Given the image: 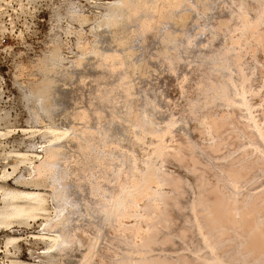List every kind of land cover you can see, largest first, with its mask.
<instances>
[{"label": "rangeland", "instance_id": "374dc122", "mask_svg": "<svg viewBox=\"0 0 264 264\" xmlns=\"http://www.w3.org/2000/svg\"><path fill=\"white\" fill-rule=\"evenodd\" d=\"M113 1L114 0H0V206L3 190L31 191L33 189L30 186H22V182L30 181L35 178V172L32 167L38 165V163L44 159L43 150L53 145L50 142L47 143L49 138L42 135L44 133L43 131L47 130V128L52 125H56L60 128L68 129L67 138L73 137V135L74 137L80 136L77 138V143L74 147L64 148L62 154L59 155V158L63 161L69 160L70 162V169L69 171L66 170L68 179L65 181V183L68 184L65 186V192L68 195L67 205L71 206L73 204V207L80 206L79 210H84L83 203L81 202L83 194L78 186L81 185L82 182H85L87 185L86 194L94 200L102 198L96 201L101 202L102 200L104 202L103 209L109 214L104 221L98 219L94 222L95 224L76 222L74 227L76 232H74V234L77 239V245L71 256L73 260L62 261L64 262L62 264H152L151 262L155 257H158L160 260L164 258V260L161 261L166 264H182L183 262V264H207L209 262V264H226L228 261L227 264H264V221H262L264 220V194H262L264 193V175H262V172L264 174V171H262L264 170V168H262L264 165L261 163L262 161L264 163V156L260 155L262 149L259 148V150L255 152L257 155L253 154V156L250 155V158L248 157L249 154L253 152L254 148L251 144V136L253 135L251 134L252 129L250 123L247 121L244 108L241 106L239 108L238 105L234 104L238 100V97H236L238 95L236 89L240 87V83L242 82L243 85L241 84L242 86L240 88H243L247 92L246 96L248 95V98L246 97V101L248 102L247 105L251 108V115L253 114L257 122H264V44L262 43L264 39V0H231V4L229 3L230 0L229 2L228 0H224V2L223 0H218L220 3L217 1L218 3H216V6H218V9L216 10H218V12L220 11L221 15L220 13L217 15L215 11L217 17H213L215 20L212 19L213 21H211V25L218 24L217 27L216 25L211 27V30L212 28L213 30L217 28L216 31L213 32L208 29L209 26L207 28L202 26L203 15L200 14V20H195L189 24L191 27L188 26L189 32L185 33V36L177 29L176 31L170 32L169 28L164 25V22L167 21L165 15L157 18L158 13H153V8L159 7L162 3L161 0H146V7L130 21L129 27H126V32L129 35L128 48L132 58L137 54H142V57H136L134 62H130L131 66L135 65V71L133 73H131V66L129 67L128 63L124 62L123 66H121L117 60L114 61L115 64L113 61L103 62L95 58L92 54L93 52H91L98 49L101 53L105 54L117 53V46L113 41V37L118 33L114 34L105 27H98L102 21V14L105 12V5ZM184 1L187 2V0ZM228 5L230 7H228ZM246 5L247 7H245ZM205 8L206 6H204V9ZM237 8L240 9L238 10ZM201 10L202 12L199 13H203V8H201ZM206 11L205 15L207 13ZM245 15L246 17L248 16V19L241 18L242 16L245 17ZM219 17H222L221 19L224 17L222 21L220 20L222 23L219 21ZM175 20L176 19L172 21L174 22ZM143 22L150 26L148 30L145 29L146 25L142 24ZM180 22L184 24L186 18L183 17ZM213 22L217 23L213 24ZM194 23L195 25L193 26ZM227 26H229V28ZM252 26H255V29ZM202 27L205 28L204 30L206 32L208 31V34L210 32L209 36L208 34L206 35ZM195 29L196 31H194ZM201 31H204V34L201 33ZM194 32L196 33L194 34ZM164 33H169V39H185L186 37L188 41H184L183 43L186 52L182 49L185 53L180 51V54L176 47H171V45L175 46V43L170 44L165 42V40L162 39ZM200 34H203V36ZM155 36H157V38L151 40V38ZM207 36L212 40H210L211 43L208 41L209 38ZM196 41L199 43L201 42V44L196 43ZM203 41H205V43ZM207 44H209L208 48H206ZM196 45H198V47H195ZM204 46H206V51L205 49L204 51L200 50L201 47L204 48ZM192 48L196 52H194ZM197 49L202 53L200 51L201 54L199 52L197 53ZM215 49H219V52H217V50L215 51ZM214 51L215 53L223 54H220V57H218L219 54H217V56ZM145 54L148 55V58L145 57ZM195 54L200 56V59H198L199 61L202 60L203 62V59L205 61L207 58L206 61L208 60L213 66L211 64L207 65L208 63L206 64V61L203 63L201 61L199 62L197 56L195 58L193 57L195 59L193 62L191 55L195 56ZM223 55L226 56L223 57ZM189 56L192 59H190ZM222 57L225 62H222L220 66L221 61H223L221 60ZM225 59H228L227 61L230 62L228 63ZM235 59H237V61ZM196 60L202 63L203 66L202 64H197ZM234 60L235 62H233ZM195 61L196 64H194ZM213 61H216L217 66ZM225 63L226 65L224 66L223 64ZM227 63L232 64L230 66H234L233 69L235 68L236 70L231 69L232 67L230 68L229 65L227 66ZM204 64L208 67H204ZM222 66L224 68L227 66V71L224 68V70H222ZM209 67L210 70H208ZM217 68L221 70L218 69V71H216ZM228 68H230V70ZM205 72L209 74L207 75ZM204 74L206 75L204 76ZM231 76L234 77L232 80L230 79ZM228 80L230 82L234 81L231 83L232 86L238 83L235 84V86H237L236 89L233 88L236 90H233L234 93L232 87L230 88L229 86L231 84H229L230 82H228ZM27 90L42 93L47 96L48 103L44 104V106L47 109L50 108L48 115L45 116L44 114L33 111L32 104L24 101L22 95ZM235 92L237 94H235ZM145 93H147L149 97L146 100V104L142 101V94L145 95ZM229 98L231 99V103L227 100ZM232 102L238 107L232 105ZM240 102L239 98L237 104ZM100 107L102 108L100 109ZM145 110H150L151 112L148 111L149 113L147 112V115ZM144 113L146 114L144 115L146 119L142 116ZM33 114L38 115V121L34 119ZM111 117H113L114 120ZM235 117H238V119L235 120ZM107 118L108 120L105 121L112 120L113 123L117 125V128L114 126L116 128L114 129V133L117 132L115 136L109 134V136L105 135L103 131L96 126ZM115 118L118 123L120 122V127L117 122H115ZM143 120L149 122L147 123ZM146 123L154 130H148L149 126L147 128ZM166 124L168 126H166ZM244 125L247 127L245 128ZM69 129L72 131L70 132ZM155 130H157L158 133ZM163 131L169 132L168 135ZM245 133L246 135L244 136L243 134ZM150 134H153V137H150ZM160 134L165 137L162 135L160 136ZM138 135L141 136L140 139H138ZM249 135L251 136L249 137ZM103 136L108 139H105ZM158 139L159 141L163 139V142H158ZM159 146L162 148H159ZM234 148H237V152L235 151L236 153L233 150ZM157 149H160V151ZM162 149H166V151L163 150V152L161 151ZM229 151H232V153L234 152L233 154H236L239 158L242 154L245 155L247 152V156L245 155L247 159L244 161L246 163L248 160L249 165L246 163L250 167L247 166L249 168L248 170L256 167L251 166L260 159V164L259 162H257L258 164H254L259 166L257 170L253 168L251 171H258L255 173L257 176L261 174V177L258 176V179L253 172L255 177H253V175L252 177L255 179H252L250 177L251 173H249L248 170L245 171L247 168L245 170L243 169V164L242 170L238 169L241 168L238 166L244 158L241 157L242 160L240 158L241 161H238V157H235L236 155L230 156ZM165 154L168 155V157L172 155L170 156V161L165 159ZM180 155L183 159L179 158ZM34 156H37L38 159ZM189 157L191 159V164L190 161H188ZM172 159L173 161H171ZM178 159L181 161H176ZM184 160L188 162V166H191L189 169L190 171L193 169V160H195L194 168L196 166L195 164L201 161L203 164H207V168H205L206 164L205 167L200 165L202 163L197 165V168L203 166V169H198L200 171V175L198 174L199 172L197 173L198 177H200L199 180L194 179L195 176H197L195 173L198 170L196 169L195 172V169H193L195 173L186 170L188 166H186L187 164H185L186 162ZM228 160L230 163H228ZM253 161L254 163L251 165ZM172 162H174V164H171ZM181 162L184 163V165H180L179 163ZM246 164L244 165L246 166ZM226 165H229V169L233 168L229 175L232 174V171H235V169H237V172L244 171L246 174L248 172L250 175L244 173L240 175V173L237 174L236 171L233 172L234 174L236 173V175L232 174L233 177L230 175V178L232 177L234 179V176H236L234 180L237 181L235 185H233V181H231L233 179L228 180V175V177H225L226 173L223 169L226 170L228 168ZM148 166H151V168L153 167L152 170H156L158 176H155L157 177L160 176V173L166 172L165 175H170L168 179H171V176L174 178H176L175 176L178 178L181 176L179 178L181 182L176 178V180L174 179L173 182L171 181L169 183L170 179H164L167 178V176L163 173L161 176L164 177V182H161L162 178L160 179L157 177L159 182L154 179V177L152 178L153 182L155 180L154 184L152 181L143 182V177L147 175L145 171ZM182 166L187 168L184 169ZM214 166H216V168ZM71 167L76 171L73 172ZM204 168L207 169V171L204 170ZM259 168L261 170H259ZM229 169L226 170L227 174L230 172L228 171ZM259 171L262 172L259 173ZM201 172H203V177L201 176ZM141 174L144 175L142 176ZM242 174H244V176ZM148 175L144 179H147ZM245 175L247 178L249 177L253 180L254 184L252 187H250L252 183L250 182V184L247 182ZM183 176H185V178L187 177V180L185 178L183 180ZM191 176V182L193 183L194 179L197 187L194 185L195 183L193 185L190 184L189 179ZM240 176L242 177L240 178ZM239 178L241 179V182L239 180L240 184L238 182ZM15 180H19V183ZM166 180L168 182L165 183ZM242 180L247 183V185H245ZM182 181L183 183L187 181L189 183L181 184ZM223 181H225V183ZM50 182L51 180L48 179V181H46L47 185L43 187L40 186L41 188L39 187V189H37L38 187H34L36 188L35 190L43 193L45 196V207L48 210L46 215L36 213L22 219H11L8 221V226L0 227V264H10V262L15 259L23 261L26 264H49L47 263L46 254L42 253L47 246V242L40 239L39 236L42 233H50L46 230V220L49 224L55 223V201L53 198H50L52 191ZM156 182L158 184L161 182L162 184L160 183L158 185ZM226 182H231L232 184L229 183L230 186H228L227 183L226 187ZM174 183L179 184V186L183 185L184 189L181 187L182 194H185L183 201L180 200L182 198H179L182 196L180 193L181 190L177 188V185L175 188L173 186L175 185ZM219 183H222L221 187L223 188L220 187ZM236 183L239 185L237 184L238 186H236ZM248 184L250 185L249 187ZM137 185H142L141 187L145 185L144 190L139 186L136 187ZM185 185H187V189ZM214 185L218 188H214ZM234 186L237 190L235 193L232 192V195L231 191H235ZM130 187H132V189H130ZM137 188H140V190ZM227 188H230L231 191ZM135 189H137L138 192ZM171 189L174 192L176 189H179L176 191L177 196L174 192H171ZM213 189L219 192L218 196H222L223 200L219 198L221 202H226L224 205L225 207L227 206V208L224 209L227 211H224L223 206V213L221 211V214H219L220 210H218V206L220 205L218 204L222 206L223 203H220V200L216 198L218 196H215V194L214 200L210 198V195H213L211 194ZM124 190L127 194L131 195L129 196L131 198L128 197V202L125 201L126 203L122 205L124 207L121 206V209H116L114 207L116 196L117 198L118 196L121 198L122 195L126 194ZM132 190L133 193L131 192ZM222 190H226V193L224 191L222 192ZM145 191H147V193ZM209 191L210 194H208ZM150 192L153 193L151 194ZM228 192H230L233 197ZM178 193L179 195L181 194L179 197ZM186 193L188 194L186 195ZM212 193H214V191ZM222 193L225 195V198L221 195ZM227 193L230 196L226 195ZM258 193L262 196L260 197L259 195L263 200L262 202L258 197ZM150 194L151 196H149ZM249 194H253L251 195L252 197H246ZM167 195L170 196L168 197ZM234 195H236V198ZM201 196L209 199V202L208 199H206L207 201L205 200L206 205ZM255 196H257V199L259 198L258 201L254 199ZM230 197L232 198L229 199ZM227 198L231 201H228ZM198 199L203 200L198 201ZM250 199L255 201L251 202ZM167 200L168 202L165 203ZM212 201H217L216 203L218 206ZM191 202L193 205L190 204ZM246 202L249 206L245 204ZM260 202L263 205L260 204ZM200 203H202V205ZM210 204L217 207V211H213L214 208L212 207L211 209ZM240 204L245 205L242 207ZM163 205L166 206L164 207ZM178 205L182 207L181 210L178 209ZM259 205L261 206L258 210ZM172 206L173 208L176 206V209L179 211L176 212L177 210L174 208L173 212L172 209H170ZM167 208H169L170 211ZM239 208L243 210L239 211ZM183 210L185 212H183ZM211 211H213L214 214L211 213ZM215 211L219 212L216 214ZM232 211L236 213L234 214ZM169 212H171V214H169ZM199 212L202 214L200 213L199 215ZM225 212L227 214L229 213L228 216L230 217L228 218L231 219L229 222L228 219H226L227 221H223L225 223L227 222L226 224L223 222L221 223L224 217L227 218V215L222 217ZM215 214L217 217L214 216ZM218 214L221 219L218 217ZM241 214H243L242 216H244V218L241 217ZM194 215L195 218H193ZM199 216L201 218H199ZM253 218H255V220L257 219L259 223ZM232 220H234V222H230ZM195 221L196 224H194ZM243 221L245 224H242V226L246 227H241ZM260 222L261 225H259ZM228 223H232L236 227ZM44 227L45 230L43 229ZM154 228L156 230H154ZM195 229H197V232ZM164 230H166V232ZM148 236L153 237L154 240L153 238L152 240H148ZM145 238L148 240V242L146 240L148 246L144 243ZM149 242L153 244L150 245ZM215 243H217V245ZM250 243L252 245L260 244V246L257 248V245L254 247ZM194 246L196 247L194 248ZM139 248H141V250ZM163 252L166 254H163ZM159 254H161V256ZM160 260L155 263L158 264V262H161ZM53 262V264H61L59 262ZM163 262H161V264H163ZM155 263L153 261V264Z\"/></svg>", "mask_w": 264, "mask_h": 264}, {"label": "bare ground", "instance_id": "6f19581e", "mask_svg": "<svg viewBox=\"0 0 264 264\" xmlns=\"http://www.w3.org/2000/svg\"><path fill=\"white\" fill-rule=\"evenodd\" d=\"M162 1V3L159 5V7H155V8H153V10H154V14L155 13H158V17L157 18H160V17H163V15H165V17H166V22H164V25H166L168 28H169V31L171 32V31H176V29L179 31V32H182L183 34H184V36H185V33H188L189 31H188V26H190L189 24L191 23V22H194L195 20H200V18H199V16H200V14H202L203 15V21H202V26H204L205 28H207L208 26H209V28L208 29H210L211 30V27H213L214 25H216V24H214V23H219V21L221 20H223L224 19V17H223V19H221L220 17L218 18L219 19V21L217 20V22H213V24L214 25H211V21H213L212 19H214L215 20V18H213V17H217L216 16V13H217V15H219L218 13H220V11L218 12V10H216V9H218L217 7L218 6H216V3H218L219 1L218 0H187V2H185L184 0H161ZM218 1V2H217ZM220 1H222V0H220ZM223 2H224V0H223ZM228 2H229V0H228ZM159 3H160V1H159ZM220 3V2H219ZM230 4H231V0H230V2H229ZM246 3H248V2H246ZM201 4H203V5H201ZM223 4V3H222ZM228 4V3H227ZM245 5V4H244ZM204 6H206V8L204 9ZM146 7V0H114L113 2H111V3H107L106 5H105V12H104V14H102V21L100 22V24H99V26L98 27H105V28H107L111 33H114V34H116V33H118L116 36H114L113 37V41L116 43V46H117V53H110V54H105V53H101L98 49L97 50H95V51H91V52H93L92 54L95 56V58H98V59H100V60H102L103 62H110V61H113V63L115 64V62L114 61H118V63L121 65V66H123V64H124V62H126V63H128L129 64V67L131 66L130 65V62L132 63V62H134L135 61V58L136 57H142V54H137L136 56H133V58H132V56H131V53H130V50H129V48H128V43H129V35H128V33L126 32V27L128 26L129 27V25H130V21L131 20H133V18H135L137 15H138V13L139 12H141L144 8ZM228 7H230L229 5H228ZM240 7V6H239ZM245 7H247V5L245 6ZM201 8H203V13H199V12H202V10H201ZM242 8V7H241ZM238 10L240 9V8H237ZM248 9V8H247ZM207 10V11H206ZM225 10V9H224ZM236 10V9H235ZM246 10V9H245ZM205 11L208 13H206V15H205ZM215 11H216V13H215ZM231 12V11H230ZM229 12V13H230ZM248 12H249V10H248ZM214 13H215V15H214ZM242 13V12H241ZM231 14V13H230ZM243 14V13H242ZM247 14V13H246ZM202 15H201V18H202ZM214 15V16H213ZM220 15H221V13H220ZM222 15H223V13H222ZM183 17H185L186 18V22H184V24H183V22H180V20L183 18ZM236 17V16H235ZM177 18H178V20H177ZM238 18V17H237ZM241 18H246V19H248V16L246 17V15H245V17H241ZM250 18V17H249ZM174 19H176L174 22L172 21V20H174ZM245 20V19H244ZM220 21V22H221ZM196 23V22H195ZM195 23L193 24V26L195 25ZM222 23V22H221ZM246 23V22H245ZM252 23V22H251ZM258 23V22H257ZM142 24H145L146 26H145V29L146 30H148L149 29V25L147 24V23H145V22H143ZM199 24V23H198ZM163 25V26H164ZM196 25H197V23H196ZM220 25V24H219ZM223 25H224V23H223ZM223 25H222V27H223ZM250 25V24H249ZM218 26V24L216 25V27ZM243 26V25H242ZM172 27V28H171ZM191 27V26H190ZM226 27V26H225ZM228 28H229V26H227ZM244 27V26H243ZM253 27V26H252ZM255 27V26H254ZM253 27V28H254ZM192 28H194V27H192ZM203 28V27H202ZM205 28H203V30L205 29ZM215 28V27H214ZM245 28H246V26H245ZM217 29V28H216ZM216 29L215 30H213V28H212V30L211 31H213V32H215L216 31ZM218 29H220V28H218ZM244 29V28H243ZM255 29V28H254ZM192 30V29H191ZM190 30V31H191ZM248 30V29H247ZM252 30V29H251ZM259 30V29H258ZM194 31H196V29L194 30ZM205 31V30H204ZM203 31V32H204ZM253 31V30H252ZM168 32V31H167ZM169 32V33H170ZM202 31H201V33H203ZM206 32V31H205ZM212 32V33H213ZM248 32V31H247ZM264 32V31H263ZM169 33H164V36H162V39H164L165 40V42H168V43H170V44H173V43H175L176 45L175 46H172L171 45V47L173 48V47H176L177 48V51H182V53L185 51L184 49V45H183V43H184V41L185 42H187L188 41V39L185 37V39H183V38H177V39H169ZM196 32H194V34H195ZM245 33V32H244ZM199 34V33H198ZM204 34V33H203ZM203 34H200V35H202L203 36ZM208 34V31L206 32V35ZM209 34H210V32H209ZM209 34H208V36H209ZM158 36V35H157ZM157 36H155V37H152L151 38V40H153V39H156L157 38ZM189 36H191V35H189ZM207 36V37H208ZM256 36H257V34H256ZM260 36V35H259ZM211 37V36H210ZM214 37V36H213ZM243 37V36H242ZM209 38V37H208ZM239 38V37H238ZM168 39V40H167ZM195 40H197V39H195ZM207 40V39H206ZM205 40V41H206ZM210 38L208 39V41L210 42ZM235 40V39H234ZM264 40V39H263ZM263 40H262V43L264 44V42H263ZM175 41V42H174ZM205 41H203L204 43H205ZM212 41V40H211ZM238 41V40H237ZM236 41V42H237ZM242 41V40H241ZM203 42H202V46H203ZM208 42V43H209ZM244 42V41H243ZM180 43V44H179ZM196 43H198V44H201V42L199 43V42H197L196 41ZM211 43V42H210ZM240 43V42H239ZM191 44V43H190ZM236 44H238V43H236ZM183 45V46H182ZM208 45L209 44H207V47L206 46H204V48L203 47H201V49L200 50H203L204 51V49H205V47L206 48H208ZM211 45V44H210ZM254 46V45H253ZM149 47H150V43H149ZM148 47V48H149ZM195 47H198V45H196ZM200 47V46H199ZM214 47V46H213ZM212 47V48H213ZM203 48V49H202ZM215 48V47H214ZM213 48V49H214ZM217 48V47H216ZM239 48V47H238ZM184 51H183V50ZM196 49V48H195ZM199 49V48H198ZM197 49V50H198ZM192 50H193V48H192ZM200 50H198L197 51V53L200 51ZM217 49H215V51H216ZM219 50V49H218ZM217 50V52H219ZM194 51V50H193ZM205 51H206V49H205ZM215 51H214V53H215ZM236 51V50H235ZM248 51V50H247ZM104 52V51H103ZM186 52V51H185ZM184 52V53H185ZM189 52V51H188ZM187 52V53H188ZM194 52H196V51H194ZM201 52V51H200ZM199 52V53H200ZM221 52V51H220ZM190 53H193V52H190ZM202 53V52H201ZM200 53V54H201ZM212 53V52H211ZM212 53L213 55H217V54H219V53ZM180 54H181V52H180ZM211 54V55H212ZM220 54H223V53H220ZM220 54H219V56L218 57H220ZM179 55V54H178ZM190 55V54H189ZM203 55V54H202ZM227 55V54H226ZM225 55V56H226ZM233 55V54H232ZM186 56V55H185ZM197 55L195 54V56L194 55H191V57L193 58H195ZM204 56V55H203ZM208 56V55H207ZM206 56V57H207ZM216 56V57H217ZM222 56V55H221ZM224 55H223V57H225ZM234 56V55H233ZM145 57H147L148 58V55L147 54H145ZM181 57V56H180ZM182 57L184 58V56H183V54H182ZM187 57H188V55H187ZM190 56H189V58L190 59H192ZM199 57V58H198ZM209 57V56H208ZM221 58V60H223L224 58ZM192 59L193 60V62H194V60L195 59ZM202 58V57H201ZM204 58V57H203ZM213 58V57H212ZM232 58V57H231ZM188 59V58H187ZM198 59H200V56H197V60ZM207 59V58H206ZM206 59H205V61H206ZM209 60H212L211 58H208ZM229 59V58H228ZM228 59H225L226 61L228 60ZM191 60V61H192ZM196 60V61H197ZM216 60V59H215ZM230 60V59H229ZM236 61H237V59H235ZM235 60L233 61V62H235ZM196 61H195V63L194 64H196ZM199 61V60H198ZM197 61V64H202L203 62H205L204 61V59H203V62H202V60H200L202 63H199ZM242 61V60H241ZM214 62V61H213ZM222 62H225L224 60L223 61H221V64H220V66L222 65ZM228 62V61H227ZM230 62V61H229ZM228 62V63H229ZM208 63V64H207ZM214 63H216V61L214 62ZM227 63V66L229 65V67L231 68L232 66H230V65H232V64H228ZM242 63V62H241ZM244 63V62H243ZM206 64L207 65H209V64H211V63H209L208 62V60L206 61ZM117 65V64H116ZM115 65V66H116ZM133 65V64H132ZM212 65V64H211ZM224 66L226 65V63L225 64H223ZM119 66V65H118ZM120 66V67H121ZM135 65H133V66H131L130 67V70H131V73H133L134 71H135V67H134ZM198 66V65H197ZM196 66V67H197ZM202 66H203V64H202ZM201 66V67H202ZM206 65L204 64V67H205ZM213 66V65H212ZM215 66V65H214ZM216 66H217V63H216ZM227 66L224 68L223 66H222V70H224V69H226L227 68ZM119 67V68H120ZM206 67H208V66H206ZM234 67V66H233ZM233 67L231 68V69H233ZM112 68V67H111ZM117 68V67H116ZM203 68V67H202ZM221 68V67H220ZM220 68H217L216 69V71H218V69H220ZM224 68V69H223ZM230 68H228L229 70H230ZM243 68V67H242ZM263 68V67H262ZM235 69V68H234ZM233 69V70H234ZM204 70L206 71V69L204 68ZM208 70H210V67L208 68ZM212 71L214 70V69H211ZM221 70V69H220ZM229 70H228V72H229ZM236 70V69H235ZM199 71V70H198ZM215 71V70H214ZM226 71H227V69H226ZM232 71V70H231ZM239 71V70H238ZM253 71V70H252ZM256 71V70H255ZM201 72V71H200ZM220 72V71H219ZM236 72V71H235ZM204 73V72H203ZM206 73V72H205ZM220 73H222V72H220ZM247 73H248V71H247ZM252 73V72H251ZM259 73V72H258ZM207 74V73H206ZM206 74H204V76L206 75ZM209 74V73H208ZM207 74V75H208ZM236 74V73H235ZM211 75V74H210ZM244 75V74H243ZM246 75V74H245ZM255 75V74H254ZM203 76V77H204ZM226 76V75H225ZM234 76H236V75H234ZM240 76V75H239ZM261 76V75H260ZM208 77V76H207ZM212 77V76H211ZM215 78V77H214ZM230 78V77H229ZM232 78H234L233 76H231V80H232ZM248 78V77H247ZM250 78V77H249ZM207 79V78H206ZM212 79V78H211ZM236 79V78H235ZM242 79V78H241ZM253 79V78H252ZM214 80V79H213ZM212 80V81H213ZM216 80V79H215ZM234 80V79H233ZM237 80V79H236ZM236 80H234V81H236ZM246 80V79H245ZM263 80V79H262ZM220 81V80H219ZM233 81V82H234ZM242 81V80H241ZM201 82H203V81H201ZM206 82V81H205ZM204 82V83H205ZM217 82V81H216ZM221 82V81H220ZM228 82H230L229 80H228ZM232 81L229 83V84H231V83H233ZM240 82V81H239ZM247 82V81H246ZM222 83V82H221ZM263 83V82H262ZM206 84V83H205ZM210 84V83H209ZM224 84V83H223ZM235 84H238V83H235ZM235 84L232 86V84L231 85H229L230 86V88L232 87V91L233 90H235L236 89V87L237 86H235ZM242 84V82L240 83V87L243 85H241ZM245 84V83H244ZM249 84V83H248ZM220 85V84H219ZM202 86H203V84H202ZM210 86V85H209ZM221 86V85H220ZM235 86V87H234ZM254 86V85H253ZM240 87H237V92H238V95L236 96V97H238V100H239V98H240V103L239 104H237V102H238V100H237V102L236 103H234V104H236V105H238L239 106V108H240V106L241 107H243L244 108V110L246 111V115H247V121L250 123V127H251V129H252V133L251 134H253L254 135V138H255V140H254V138H253V135L251 136V135H249V137L251 136L252 138V140H251V144L253 145V152L252 153H248L249 154V158H250V155L251 156H253V154L255 155L256 153L255 152H257L258 150H259V148H261L262 149V152H260V155L261 156H264V122L263 123H259V122H257L254 118V116H253V114L251 115V113H250V111H251V108L247 105V101H246V97L248 96H246V94H247V92L243 89V88H240ZM205 88V87H204ZM218 88V87H217ZM216 88V89H217ZM223 88V87H222ZM227 88H228V86H227ZM233 88H235V89H233ZM248 88V87H247ZM262 88V87H261ZM260 88V89H261ZM43 89H46V88H43ZM224 89V88H223ZM253 89V88H252ZM259 89V88H258ZM47 90V89H46ZM215 90V89H214ZM218 90V89H217ZM235 90V91H236ZM209 91V90H208ZM208 91H206V92H208ZM253 91H255V90H253ZM205 92V93H206ZM215 92V91H214ZM222 92V91H221ZM227 92V91H226ZM251 92H252V90H251ZM204 93V92H203ZM233 93H234V91H233ZM250 93V92H249ZM257 93V92H256ZM235 94H237L236 92H235ZM23 99H24V101L26 102V103H31L32 104V110L33 111H36V112H38V113H41V114H44L45 116L46 115H48V113L50 112L49 111V109H47L45 106H44V104H46V103H48V99H47V96H45L44 94H42V93H37V92H33V91H30V90H27V91H25L24 93H23ZM207 96H208V94H207ZM214 96H215V94H214ZM213 96V97H214ZM235 96V95H234ZM252 96V95H251ZM251 96H250V98H251ZM205 97H206V95H205ZM224 97V96H223ZM228 97V96H227ZM226 97V98H227ZM259 97V96H258ZM147 98H149L148 97V94L147 93H145V95L144 94H142V101H144V103L146 104V100H147ZM217 98V97H216ZM233 98V97H232ZM248 98V97H247ZM249 98V99H250ZM261 98V97H260ZM206 99V98H205ZM264 99V98H263ZM228 100V102H230V98L229 99H227ZM234 100V99H233ZM232 100V101H233ZM252 100V99H251ZM209 101V100H208ZM228 102H227V104H228ZM233 102H235V101H233ZM233 102H232V105H234L233 104ZM250 102V101H249ZM231 103V102H230ZM229 103V104H230ZM206 104V103H205ZM256 104V103H255ZM236 105H234V106H236ZM251 105V104H250ZM254 105V104H253ZM261 105V104H260ZM233 106V107H234ZM238 106H236V107H238ZM263 106V105H262ZM102 107H100V109H101ZM261 108V107H260ZM253 109V108H252ZM264 109V108H263ZM104 110V109H103ZM233 110V109H232ZM256 110V109H255ZM146 111V110H145ZM148 111H150V110H147L146 111V114H147V112ZM151 112V111H150ZM241 112V111H240ZM103 113V112H102ZM149 113V112H148ZM242 113H244V112H242ZM35 114H37V113H35ZM35 114H33V117H34V119L35 120H37L38 121V115H35ZM99 114V113H98ZM145 113L142 115L143 116V118L144 119H146V116L144 117V115H146ZM226 114V113H225ZM238 114V113H237ZM148 115V114H147ZM234 115V114H233ZM259 115V114H258ZM261 115V114H260ZM238 116V115H237ZM241 116V115H240ZM253 116V117H252ZM229 117V116H228ZM257 117V116H256ZM104 118H106V117H104ZM112 119H113V117H111ZM111 118H109V119H111ZM210 118V117H209ZM221 118V117H220ZM231 118V117H230ZM240 118H242V117H240ZM219 119V118H218ZM238 119V117L236 118L235 117V120H237ZM244 119V118H243ZM263 119V118H262ZM261 119V120H262ZM105 120H108V118L107 119H104L101 123H97L98 125H96L98 128H100V130H102L103 131V133L105 134V135H107V136H109V135H116L117 134V132H115L114 133V129H116L117 127V125H115L114 123H113V121L112 120H109V121H105ZM114 120V119H113ZM118 120V119H117ZM233 120V119H232ZM232 120H230V121H232ZM246 120V119H245ZM144 121V120H143ZM216 121V120H215ZM259 121V120H258ZM115 122H117L116 121V118H115ZM144 122H147V120L146 121H144ZM149 122V121H148ZM147 122V123H148ZM217 122H219V121H217ZM227 122H228V120H227ZM237 122V121H236ZM240 122V121H239ZM146 123V124H147ZM151 123V122H150ZM209 123V122H208ZM245 123H246V121H245ZM248 123V124H249ZM117 124H118V126L120 127L121 126V124H120V122L118 123L117 122ZM145 124V125H146ZM172 124V123H171ZM228 124H230V123H228ZM234 124H236V123H234ZM239 124V123H238ZM241 124V123H240ZM153 125V124H152ZM173 125H174V123H173ZM172 125V126H173ZM221 125H222V123H221ZM231 125H232V123H231ZM243 125V124H242ZM241 125V126H242ZM46 126V125H45ZM116 128H115V127ZM148 126H149V128H148ZM166 126H168L167 124H166ZM171 126V127H172ZM210 126H211V124H210ZM209 126V127H210ZM225 126V125H224ZM238 126V125H237ZM240 126V125H239ZM245 126V128L247 127L246 125H244ZM48 127V126H47ZM88 127V126H87ZM221 127H223V126H221ZM249 127V126H248ZM70 128V127H69ZM82 128V127H81ZM147 128H148V130L149 129H151L152 131L154 130L150 125H148L147 124ZM173 128V127H172ZM214 128V127H213ZM220 128V127H219ZM239 128V127H238ZM244 128V129H245ZM83 129V128H82ZM88 129V128H87ZM170 129V128H169ZM203 129V128H202ZM240 129V128H239ZM238 129V130H239ZM243 129V130H244ZM68 130V129H67ZM67 130L66 129H63V128H60V127H58V126H54V125H52V126H50V127H48L47 128V130H45V131H43L44 133L42 134L43 136H45V137H48L49 138V140H48V142L47 143H52L53 145L52 146H49V147H47V148H45V150H43L44 151V159L43 160H41L39 163H38V165H36V166H33L32 168H33V170H34V172H35V178L34 179H32V180H30V181H24V182H22V186H30V187H32L33 189L31 190V191H16V190H14V191H11V190H3L2 191V198H1V206H0V227L1 226H8L9 225V223H8V221L9 220H11V219H22V218H24V217H29V216H32V215H34V214H38V213H40V214H43V215H46L47 213H48V210H47V208L45 207V196H44V194L43 193H40V192H38L37 190H35L37 187V189H39V187L40 186H45V185H47V183H46V181H48V179H50L51 180V182H50V185H51V187H52V191H51V195H50V198H53V200L55 201V205H54V211H55V214H56V217H55V223H50L49 224V222L46 220V225H44V226H46L47 227V231L48 232H50V233H47L46 232V234H41L40 236H39V238L40 239H42V240H44V241H46L47 242V246H46V248L42 251V253L43 254H46V257H47V263H51V264H53L54 262L53 261H55V262H59V263H64V262H62V261H65V260H73V257L71 258V256L73 255V252H74V249H75V246L77 245V239L75 238V234H74V232H76L75 231V224H76V222H79V223H82V222H85V223H89V224H95L94 222H96L98 219L100 220H105L106 219V217H107V215H109L104 209H103V201L101 200V202H97V201H99L100 199H102V198H98V199H96V200H94V199H92L89 195H87L86 193V188H87V185H86V183L85 182H82L81 183V185H79L78 186V188L80 189V191H81V193L83 194L82 195V200H81V202L83 203V207H84V210H82V211H80L79 209H80V206H75V207H73V204L71 205V206H69V205H67V200H68V198H67V194H66V192H65V186H66V184L67 183H65V181L68 179V177H67V175L68 174H66L67 173V171H69V169H70V162H69V160H65V161H63L62 159H60L59 158V155L60 154H62V151H63V149L64 148H69V147H74L75 145H76V143H77V138H79V137H74V133L72 134L73 135V137H70V138H67L68 137V135H67ZM74 130V129H73ZM76 130V129H75ZM88 130H90V129H88ZM96 130V129H95ZM94 130V131H95ZM148 130H146L147 132H149ZM208 130V129H207ZM241 130V129H240ZM247 130V129H246ZM36 131V130H35ZM69 131H70V129H69ZM72 131V130H71ZM70 131V132H71ZM78 131V130H77ZM155 131H157V130H155ZM92 132V131H91ZM164 132V131H163ZM243 132V131H242ZM250 132V131H249ZM85 133H86V131H85ZM102 133V134H103ZM157 133H158V131H157ZM164 133H167L166 131L164 132ZM169 133V132H168ZM168 133H167V135H168ZM244 133V132H243ZM248 133V132H247ZM109 134V135H108ZM146 134V133H145ZM104 135V136H105ZM122 135V134H121ZM144 135V134H143ZM148 135V134H147ZM146 135V136H147ZM151 135V134H150ZM149 135V136H150ZM155 135V134H154ZM162 134H160V136H161ZM165 135V134H164ZM214 135V134H213ZM244 136L246 135V133L245 134H243ZM103 136V137H104ZM106 136V137H107ZM159 136V138L161 139V137ZM163 136V135H162ZM240 136V135H239ZM138 137V139H140V137L141 136H137ZM150 137H153V134L150 136ZM156 137H157V135H156ZM155 137V138H156ZM163 137H165V136H163ZM212 137V136H211ZM215 137H217V136H215ZM248 137V136H247ZM105 138V137H104ZM239 138V137H238ZM245 138V137H244ZM105 139H108V138H105ZM152 139H154V138H152ZM242 139V138H241ZM163 140V139H162ZM161 140V141H162ZM245 140V139H244ZM247 140V139H246ZM248 140H249V138H248ZM247 140V141H248ZM161 141H159V139H158V142H161ZM225 141V140H224ZM250 141V140H249ZM163 142V141H162ZM218 143H219V141H218ZM249 144V143H248ZM248 144H247V146H248ZM157 145V144H156ZM163 145V144H162ZM220 145V144H219ZM238 145V144H237ZM231 146V145H230ZM233 146V145H232ZM161 146H159V148H160ZM235 147V146H234ZM158 148V147H157ZM162 148V147H161ZM229 148V147H228ZM231 148V147H230ZM249 148H250V145H249ZM217 149V148H216ZM238 149H239V147H238ZM157 150H159L160 151V149H157ZM163 150H165L166 151V149H162L161 151H163ZM168 150V149H167ZM220 150V149H219ZM231 150V149H230ZM234 150V152L236 151L237 152V148L235 149H233ZM155 151V150H154ZM158 151V152H159ZM175 151V150H174ZM246 151V150H245ZM248 151V150H247ZM261 151V150H260ZM157 152V153H158ZM164 152V151H163ZM233 152V153H234ZM235 152V153H236ZM239 152V151H238ZM241 152V151H240ZM155 153H156V151H155ZM175 153V152H174ZM198 153V152H197ZM203 153V152H202ZM211 154H213L212 152H210ZM210 153H207V154H210ZM216 153V152H215ZM232 153V151L230 152L229 151V154H230V156H234V155H236V154H233ZM160 154V153H159ZM163 154V153H162ZM167 154V153H166ZM165 154V155H166ZM169 154V153H168ZM228 154V153H227ZM228 154V155H229ZM240 154H242V153H240ZM240 154H238V155H240ZM244 154H245V152H244ZM195 155V154H194ZM199 155V154H198ZM198 155H196V156H198ZM202 155V154H201ZM203 155H204V153H203ZM225 155V154H224ZM246 156H247V152H246V154H245ZM245 155H241V157L242 158H244L243 159V161L242 162H244V163H242L241 162V164H239V163H237V164H239V166L238 167H241V168H238V167H236V168H238V169H241L242 170V168H243V166H244V170L245 171H247L250 167L248 166L249 165V163H248V160L246 161V163H248V165L245 163V159H247V158H245ZM257 155V154H256ZM21 156H23V155H21ZM167 157H168V155H166ZM165 156V159L167 160H169V159H171V157L170 156H172V155H169V157L167 158ZM176 156V155H175ZM184 156V155H183ZM225 156H227V155H225ZM225 156H223V157H225ZM244 156V157H243ZM34 157H36L37 158V156H34ZM182 156L180 155L179 156V158H181ZM192 157V156H191ZM235 157H238V161H241L242 160V158H241V160H240V158H239V156H235ZM256 157V156H255ZM254 157V158H255ZM259 157V156H258ZM172 158H174V157H172ZM177 158V157H176ZM197 158V157H196ZM195 158V159H196ZM202 158V157H201ZM211 158V157H210ZM226 158V157H225ZM230 158V157H229ZM264 158V157H263ZM262 158V159H263ZM38 159V158H37ZM181 159H183V158H181ZM212 159V158H211ZM227 159H228V157H227ZM232 159V158H231ZM237 159V158H236ZM236 159H234V160H236ZM256 159H257V157H256ZM255 159V160H256ZM164 160V159H163ZM254 160V159H253ZM258 160V159H257ZM165 161V160H164ZM170 161V160H169ZM171 161H173V159L171 160ZM176 161H181V160H176ZM185 161V160H184ZM188 161H190V164H191V159H190V157H189V159H188ZM195 160H193V164H192V167H193V169H195L194 171L196 172V169L198 170L199 168H202L203 166L205 167V164H203L202 163V161L201 162H199L200 161V159H199V163H202V164H200V165H203V166H200L199 168H197V165L199 164H195L196 166H195V168H194V162ZM211 161V160H210ZM231 161V160H230ZM238 161H235V162H238ZM252 161V160H251ZM259 161H260V159H259ZM259 161H256V163L257 162H259ZM178 162H176V163H178ZM186 163L185 164H187L186 166H188V162L187 161H185ZM207 162V161H206ZM220 162V161H219ZM218 162V163H219ZM227 162V161H226ZM235 162H233V163H235ZM250 162V161H249ZM175 163V164H176ZM222 163V162H221ZM220 163V164H221ZM228 163H230L229 162V160H228ZM252 163H254V161L253 162H251V165H252ZM256 163H254V164H256ZM263 165H264V163H263V161L261 162ZM171 164H174V162H172ZM180 165L181 164H183L184 165V163H179ZM179 164H176V165H179ZM208 164H209V161H208ZM210 164H212V163H210ZM242 164H243V166H242ZM244 164H246V166L244 165ZM250 165L251 167H253V166H256V167H253V168H255L256 170H257V167H259V166H257V165ZM258 164V163H257ZM259 164H260V162H259ZM261 164V165H262ZM149 165V164H148ZM213 165H215V164H213ZM217 165V164H216ZM241 165V166H240ZM261 165H260V168H261ZM60 168H59V167ZM209 166H211V165H209ZM218 166V165H217ZM225 166V165H224ZM227 166V165H226ZM229 166V165H228ZM227 166V167H228ZM234 166V165H233ZM232 166V167H233ZM249 168H248V167ZM183 167V166H182ZM190 167L191 166H188V169H186L185 167H183L184 169H186V170H188V171H190L189 169H190ZM215 168H216V166H214ZM226 167V168H227ZM231 167V168H232ZM147 168V170L145 171V172H147V173H145V174H149L148 175V178L147 179H144V178H146V176L147 175H145V177H143V182H147V181H152V178L154 177V179H156L157 181H158V179L157 178H162L161 179V182H164V179H168V177L170 176V175H165V173L166 172H162L165 176H167V178H164L163 176H161L162 175V173H160L159 171V173H160V176L159 177H157L158 175V173H156V170H155V172H154V170H152L153 169V167L151 168V166L149 167H146ZM205 168H207V164H206V167ZM204 168V170H206L207 171V169H205ZM208 168H210V167H208ZM223 168V167H222ZM230 167H228L227 169H229ZM253 168H251L250 170H248V172L249 173H251V178L252 179H255V178H253V177H255L254 175H253V172L255 173L256 171H254L253 170V172L251 171ZM259 168V170H261ZM262 168H264V167H262ZM193 169L191 170L192 172H193ZM203 169V168H202ZM226 169V170H227ZM233 169V168H232ZM232 169H229L228 171H230V172H228V174H227V172H226V170H224L223 169V171L226 173V175H225V177L227 176L228 177V180H230V179H233L232 177H233V175H236V173L234 174L233 172H235L237 169H235V167H234V169H235V171H232V174H230V175H232V177L230 178V175H229V173H231V170ZM67 170V171H66ZM71 170L74 172V171H76V170H73V168L71 167ZM200 170V169H199ZM197 171L196 173L195 172H193V173H195V174H197L198 172V174L200 175V171ZM204 170H202V171H204ZM143 171V172H144ZM190 171V172H191ZM251 171V172H250ZM262 171H264V170H262ZM262 171H259V173L260 172H262ZM142 172V173H143ZM237 172V171H236ZM247 172V174H249ZM258 172V171H257ZM256 172V173H257ZM69 173V172H68ZM154 173H156V174H154ZM240 173V175H241V173H244V174H246L244 171L243 172H240V171H238L237 172V174H239ZM255 173V175L257 176V174ZM189 174H191V173H189ZM198 174H197V176H195V178L194 179H196V180H199L200 179V177H198ZM201 176L203 177V172H201ZM244 174H242L243 176H244ZM246 174V175H247ZM47 175H48V177H47ZM142 175V174H141ZM144 175V174H143ZM142 175V176H143ZM155 175H157V176H155ZM187 175H188V173H187ZM192 175V174H191ZM245 175V177H246V180H247V182H251L250 184H251V186L248 184V187L250 186V187H252V185L254 184L253 183V180L252 179H250L249 177L247 178V176ZM250 175V174H249ZM248 175V176H249ZM252 175H253V177H252ZM262 175H264L263 174V172H262ZM141 176V177H142ZM179 176V175H178ZM193 176V175H192ZM192 176L190 177V184H194V185H196V182H194L195 180L193 179V183L191 182L192 180ZM224 176V175H223ZM259 177H261V174H259L258 175ZM257 176V178L259 179V177ZM157 177V178H156ZM176 178H178L177 176H175ZM181 177V176H180ZM179 177V178H180ZM242 176H240V178H241ZM263 177V176H262ZM47 178V179H46ZM164 178V179H163ZM173 178V179H172ZM176 178H174V177H172L171 176V179H170V181H169V183L172 181L173 182V180L175 179L176 180ZM178 178V179H179ZM183 178V180H184V178H185V176H183L182 177ZM181 178V179H182ZM187 178V177H186ZM185 178V179H186ZM238 179V182H239V180H240V182H241V179ZM40 179V180H39ZM151 179V180H150ZM153 179V180H154ZM168 179V180H169ZM177 179V180H178ZM220 179V178H219ZM234 179H236V176H234ZM231 180V181H233L232 183H233V185H235V182H237V181H235V180ZM243 179V178H242ZM248 179H249V181H248ZM17 180V179H16ZM15 180V181H16ZM141 180V179H140ZM187 180V179H186ZM188 180V181H189ZM202 180V179H201ZM222 180V179H221ZM221 180H220V182H221ZM227 180V179H226ZM227 180V181H228ZM245 180V179H244ZM246 180H245V182H246ZM250 180H252V181H250ZM19 181V180H18ZM18 181H16V182H18ZM22 181V180H21ZM185 182V183H189V182ZM217 181H219V180H217ZM243 181V180H242ZM256 181V180H255ZM142 182V181H141ZM141 182H140V184H141ZM143 182H142V184H143ZM153 182V181H152ZM154 182H155V180H154ZM154 182H153V184H154ZM159 182V181H158ZM160 182V183H161ZM166 182H168L167 180L165 181V183ZM175 182V181H174ZM179 182H181V180L179 179ZM200 182V181H199ZM224 183H225V181H223ZM240 182H239V184H240ZM244 181H243V183H245ZM19 183V182H18ZM157 183V182H156ZM159 183V184H160ZM178 183V182H177ZM185 183H183V181H182V183L181 184H185ZM201 183V182H200ZM227 183L228 182H226V187H227ZM230 184H232L231 182H229ZM229 183H228V186H230L229 185ZM148 184V183H147ZM146 184V185H147ZM151 184V183H150ZM158 184V183H157ZM158 184V185H159ZM162 184V183H161ZM173 184V183H172ZM175 185H173L174 187L177 185L178 187L177 188H179L180 190H181V194L183 193L182 192V188L184 189V187H183V185H180L179 186V184H176V183H174ZM189 184V185H190ZM198 184V183H197ZM220 184V183H219ZM219 184H218V187H219ZM222 184V183H221ZM221 184H220V187H221ZM238 183H236V186H238L237 185ZM21 185H20V187H21ZM68 185V184H67ZM136 185V184H135ZM224 185V184H223ZM233 185H231V186H233ZM244 185V184H243ZM245 185H247V183H245ZM245 185H244V187H245ZM18 186H19V184H18ZM25 186V187H26ZM133 186V185H132ZM139 185H137L136 187H138ZM142 185H140L139 187H141ZM144 187H145V185H143ZM150 186V185H149ZM172 186V187H173ZM187 185H185V188L187 189V187H186ZM225 186V185H224ZM241 187H243L242 185H240ZM34 187H36V188H34ZM144 187H141V188H143V190H144ZM147 187V186H146ZM159 187V186H158ZM157 187V188H158ZM173 187V188H174ZM182 187V188H181ZM191 187V186H190ZM196 187H197V185H196ZM217 186H215L214 185V188H218ZM219 187V188H220ZM225 187V188H226ZM235 187V186H234ZM28 188V187H27ZM41 188V187H40ZM135 188V187H134ZM172 188V189H173ZM176 188V187H175ZM212 188H213V186H212ZM221 188H223V187H221ZM231 188V187H230ZM230 188H227V189H229V191H231V189ZM77 189V188H76ZM130 189H132V187H130ZM130 189H128V190H130ZM137 189H139L140 190V188H137ZM137 189H135L136 191H137ZM146 189V188H145ZM171 189V190H172ZM179 189H174L175 190V192L172 190L171 192H174V194H176L177 192L176 191H178ZM188 189H189V187H188ZM191 189H192V187H191ZM210 189V188H209ZM226 189V190H227ZM232 189H234V188H232ZM240 189V188H239ZM75 190V189H74ZM134 190V189H133ZM133 190L131 191L132 193H133ZM143 190H141V191H143ZM225 190V191H226ZM236 190H237V188L235 187V191H231V194H232V192H236ZM248 190V189H247ZM122 191V190H121ZM141 191H140V193H141ZM151 191H153V190H151ZM186 191V190H185ZM184 191V192H185ZM192 191H194V190H192ZM210 191H212V190H210ZM210 191H209V193L208 194H210ZM214 191V193H212ZM213 191L211 192V194H213V195H210V198H212V200H214L215 198H214V194H215V196L217 195L218 196V191L217 190H214L213 189ZM216 191H217V193H216ZM224 190H222V192H223ZM224 191V192H225ZM250 191V190H249ZM76 192H77V190H76ZM124 192H125V190H124ZM138 192V191H137ZM146 193H147V191H145ZM154 192V191H153ZM152 192V193H153ZM156 192V191H155ZM186 192H188V191H186ZM239 192H240V190H239ZM239 192H237V193H239ZM119 193V192H118ZM126 194L125 195H122V197L121 198H119V196H118V198H117V196H116V200H115V202H114V207L116 208V209H118V208H120L122 205H124V203H126L125 201H127V200H129L128 199V197L129 196H131V195H129V194H127V192H125ZM151 193V192H150ZM151 193V194H152ZM158 193V192H157ZM193 193V192H192ZM207 193V192H206ZM206 193H205V195H206ZM226 193V192H225ZM229 194H230V192H228ZM228 193L226 194V195H228ZM247 193V192H246ZM246 193H244V194H246ZM260 193H262V192H260ZM121 194V193H120ZM119 194V195H120ZM123 194V193H122ZM135 194V193H134ZM142 194V193H141ZM151 194L149 195V196H151ZM168 194V193H167ZM170 194V193H169ZM180 194V195H181ZM188 193H186V195H187ZM198 194V193H197ZM230 194V195H231ZM248 194V193H247ZM262 194H264V193H262ZM136 195V194H135ZM134 195V196H135ZM179 195V193H178V197L180 196ZM204 195V196H205ZM221 195H223V197L225 198V195L222 193ZM230 195H228V196H230ZM233 195V194H232ZM231 195V196H232ZM237 195V194H236ZM236 195H234L235 196V198H236ZM251 195H253V194H251ZM250 194L248 195V196H246V197H250L251 196ZM255 195V194H254ZM259 193H258V197H259ZM138 196V195H137ZM146 196V195H145ZM144 196V197H145ZM148 196V195H147ZM163 197H166V196H164V195H162ZM168 196V195H167ZM170 196V195H169ZM168 196V197H169ZM176 196H177V194H176ZM175 196V197H176ZM185 196V194L183 195L182 194V196H180L179 198H182V199H180L181 201H183V197ZM195 196V195H194ZM208 196V195H207ZM220 196V195H219ZM216 197L217 199H219V198H221L222 199V196H220V197ZM242 196V195H241ZM245 196V195H244ZM158 197H160V196H158ZM200 197V196H199ZM198 197V198H199ZM203 196H201V198H202ZM209 197V196H208ZM233 197V196H232ZM232 197H230L229 199H231ZM252 197V196H251ZM260 197H262L261 195H260ZM259 197V198H260ZM129 198H131V197H129ZM133 198V197H132ZM152 198V197H151ZM162 198V197H161ZM178 198V199H179ZM193 198V197H192ZM196 198V197H195ZM214 198V199H213ZM259 198L257 199V196H255V198L254 199H256V201H258L259 200ZM263 198H264V196H263ZM139 199H140V197H139ZM148 199H150V198H148ZM170 199V198H169ZM204 199V200H203ZM203 199H198V201H201V200H203L204 201V204H205V200L206 199H208V198H204L203 197ZM216 199V200H217ZM228 198H227V200L228 201H231V200H229ZM248 199V198H247ZM261 199V198H260ZM131 200V199H130ZM164 200H165V198H164ZM185 200H186V198H185ZM220 200V199H219ZM223 200V199H222ZM233 200L235 201V199L233 198ZM232 200V201H233ZM251 200V202L252 201H255V200H252V199H250ZM264 200V199H263ZM262 199L260 200L261 202L263 201ZM113 201V200H112ZM134 201H136V200H134ZM149 201V200H148ZM151 201V200H150ZM152 201H153V199H152ZM151 201V202H152ZM156 201V200H155ZM173 201V200H172ZM177 201V200H176ZM189 201V200H188ZM207 201V200H206ZM225 201V200H224ZM128 202V201H127ZM137 202H139V201H137ZM147 202V201H146ZM164 202V201H163ZM166 202H168V200L167 201H165V203ZM169 202H171V201H169ZM208 202H209V199H208ZM210 202H211V199H210ZM212 202H214V203H216L215 201H212ZM244 202H245V199H244ZM260 202V204H262ZM179 203V202H178ZM177 203V204H178ZM183 203V202H182ZM195 203V202H194ZM213 203V204H214ZM219 203V202H218ZM220 203H223V201L221 202V200H220ZM224 203H226V202H224ZM224 203H223V205L221 206V204H218V205H220V206H218L217 205V203H216V206H218V208L217 207H214L213 205H211V209H212V207L214 208L213 209V211L214 210H216L217 211V209L218 210H220V213L219 214H221V211H222V213H223V209L224 208H227V206L225 207V205H224ZM234 203V202H233ZM250 203V202H249ZM256 203V202H255ZM76 204V203H75ZM153 204H154V201H153ZM160 204V203H159ZM162 204V203H161ZM176 204V205H177ZM179 204H181V203H179ZM190 204H192V202L190 203ZM201 205H202V203H200ZM229 204H231V203H229ZM228 204V205H229ZM236 204H239V203H236ZM246 205H247V202L245 203ZM244 204V205H245ZM254 204V203H253ZM131 205V204H130ZM148 205V204H147ZM182 205V204H181ZM193 205V204H192ZM206 205V204H205ZM209 205V204H208ZM227 205V204H226ZM234 205V204H233ZM233 205H232V207H233ZM241 205V204H240ZM244 205H241L242 207L244 206ZM251 205V204H250ZM258 205V204H257ZM263 205V204H262ZM113 206V205H112ZM132 206H133V204H132ZM164 206V205H163ZM166 206V205H165ZM164 206V207H165ZM224 206V207H223ZM236 206V205H235ZM247 206H249V205H247ZM246 206V207H247ZM261 205H259L258 206V210H259V207H260ZM122 207H124V206H122ZM149 207V206H148ZM171 207V206H170ZM178 209L179 210H181L182 209V207L181 206H179L178 205ZM181 207V208H180ZM186 207V206H185ZM191 207V206H190ZM190 207H189V210H190ZM198 207V206H197ZM202 207V206H201ZM204 207V206H203ZM220 207H221V209H222V207H223V209L221 210L220 209ZM229 207V206H228ZM241 207V208H242ZM255 207V206H254ZM264 207V206H263ZM135 208V207H134ZM150 208V207H149ZM174 208H175V210H177L176 208V206H174ZM173 208V206H172V208H170V209H172V211L174 212V209ZM230 208V207H229ZM228 208V209H229ZM252 208H253V206H252ZM262 208V207H261ZM260 208V209H261ZM106 209V208H105ZM121 209V208H120ZM136 209V208H135ZM143 209H144V206H143ZM165 209V208H164ZM169 211H170V209L169 208H167ZM208 209V208H207ZM240 209V208H239ZM248 209H249V207H248ZM263 209V208H262ZM94 210V211H93ZM115 210V209H114ZM113 210V211H114ZM137 210V209H136ZM145 210H146V208H145ZM179 210H177L176 212H178ZM191 210H193V209H191ZM206 210V209H205ZM230 210V209H229ZM228 210V211H229ZM237 210H238V208H237ZM241 210H243V209H240L239 211H241ZM80 211V212H79ZM132 211V210H131ZM138 211V210H137ZM171 211V212H172ZM196 211H197V209H196ZM202 211V210H201ZM210 211V210H209ZM213 211H211V213H213L214 214V212ZM215 211V213L217 214L218 212H216ZM224 211H227L226 209H224ZM231 211V210H230ZM246 211V210H245ZM244 211V212H245ZM256 211H257V209H256ZM260 211H262V210H260ZM136 212V211H135ZM155 212V211H154ZM171 212H169V214H171ZM183 212H185L184 210H183ZM204 212V211H203ZM244 212H243V214H244ZM252 212H253V210H252ZM254 212H255V210H254ZM180 213V212H179ZM198 213V212H197ZM200 213L201 212H199V215H200ZM210 213V212H209ZM226 213V212H225ZM223 214L222 215V217H224V215H227V218H225L224 217V219L221 221V223L223 222V221H225L226 219H228V222H229V220H231V219H229L228 217H230V216H228V214L226 213V214ZM232 213H236V212H233L232 211ZM238 213V212H237ZM241 213V212H240ZM246 213V212H245ZM259 213V212H258ZM264 213V212H263ZM144 214V213H143ZM174 214V213H173ZM172 214V215H173ZM195 214V213H194ZM202 214V213H201ZM216 214L214 215V216H216ZM218 214V215H219ZM231 214V213H230ZM243 214H241V217H243L244 218V216H242ZM247 214V213H246ZM255 214V213H254ZM147 215V214H146ZM156 215V214H155ZM161 215V214H160ZM175 215V214H174ZM182 215V214H181ZM186 215V214H185ZM190 215H191V212H190ZM250 215H251V213H250ZM249 215V216H250ZM258 215V214H257ZM256 215V216H257ZM262 215V214H261ZM145 216V215H144ZM163 216V215H162ZM169 216V215H168ZM240 216V215H239ZM183 217V216H182ZM197 217H198V215H197ZM217 217V216H216ZM219 218H220V215L218 216ZM246 217V216H245ZM248 217V216H247ZM252 217V216H251ZM259 217H260V215H259ZM263 217V216H262ZM149 218V217H148ZM185 218V217H184ZM192 218V217H191ZM193 218H195V215L193 216ZM199 218H201L200 216H199ZM218 218V219H219ZM108 219V218H107ZM153 219V218H152ZM156 219V218H155ZM221 219V218H220ZM220 219H219V221H220ZM232 219H233V217H232ZM248 219H251V218H248ZM254 220H255V218H253ZM259 219V218H258ZM264 219V218H263ZM170 220V219H169ZM196 220V219H195ZM241 220V219H240ZM242 220H245V219H242ZM247 220V219H246ZM253 220V221H254ZM257 220V219H256ZM255 220V221H256ZM192 221H194V220H192ZM227 221V220H226ZM236 221V220H235ZM254 221V222H255ZM258 221V220H257ZM256 221V222H257ZM262 221H264V220H262ZM153 222V221H152ZM151 222V223H152ZM164 222V221H163ZM170 222H171V220H170ZM186 222V221H185ZM230 222H234V220H232V221H230ZM241 222V221H240ZM220 223V222H219ZM223 223H225V222H223ZM227 223V222H226ZM225 223V224H226ZM258 223H259V221H258ZM257 223V224H258ZM88 224V225H89ZM177 224V223H176ZM194 224H196V221H195V223ZM228 224H232V223H228ZM236 224V223H235ZM242 224H245V222L243 221V223H241V227H246V226H242ZM255 224V223H254ZM152 225V224H151ZM167 225V224H166ZM187 225V224H186ZM233 225V224H232ZM239 225V224H238ZM259 225H261V222H260V224ZM264 225V224H263ZM196 226V225H195ZM228 227H230L229 225H227ZM233 226H235V225H233ZM249 226V225H248ZM253 226V225H252ZM152 227H153V225H152ZM155 227V226H154ZM236 227V226H235ZM234 227V228H235ZM255 227V226H254ZM257 227V226H256ZM261 227V226H260ZM3 228V227H2ZM156 228V227H155ZM154 228V230H156ZM192 228V227H191ZM230 228H233V227H230ZM258 228V227H257ZM44 230H45V227L43 228ZM152 229V228H151ZM239 229V228H238ZM242 229V228H241ZM153 230V229H152ZM151 230V231H152ZM162 230V229H161ZM190 230V229H189ZM197 229H195V231H196ZM240 230V229H239ZM248 230V229H247ZM158 231V230H157ZM165 232H166V230H164ZM230 231V230H229ZM238 231V230H237ZM147 232V231H146ZM197 232V231H196ZM258 232V231H257ZM155 233V232H154ZM150 234H151V232H150ZM159 234H160V232H159ZM181 234H183V233H181ZM187 234V233H186ZM224 234V233H223ZM241 234V233H240ZM260 234V233H259ZM263 234V233H262ZM165 235V234H164ZM175 235V234H174ZM198 235V234H197ZM249 235V234H248ZM247 235V236H248ZM254 235V234H253ZM146 236V235H145ZM153 236V235H152ZM184 236V235H183ZM233 236V235H232ZM236 236V235H235ZM149 237V238H148ZM147 237V239L149 240V239H151L152 240V238L154 237H150V236H148ZM155 237H157V236H155ZM200 238L202 237V236H199ZM240 237V236H239ZM260 237V236H259ZM166 238V237H165ZM203 238V237H202ZM238 238V237H237ZM255 238V237H254ZM264 238V237H263ZM146 238L144 239L145 240V242L144 243H146V240H147ZM157 239V238H156ZM253 239V238H252ZM11 240H13V239H11ZM143 240V241H144ZM148 240H147V242H148ZM150 240V241H151ZM153 240H154V238H153ZM189 240V239H188ZM240 240H241V238H240ZM262 240V239H261ZM141 241V240H140ZM156 241V240H155ZM159 241V240H158ZM190 241V240H189ZM192 241V240H191ZM202 241H203V239H202ZM264 241V240H263ZM153 242V241H152ZM256 242V241H255ZM150 243V245H152L151 244V242H149ZM157 243V242H156ZM162 243V242H161ZM166 243H167V241H166ZM169 243H170V241H169ZM174 243V242H173ZM253 243H254V240H253ZM256 243H258V242H256ZM148 243H146V245H147ZM155 244V243H154ZM188 244H189V242H188ZM216 245H217V243H215ZM219 244V243H218ZM251 244V243H250ZM260 244H261V242H260ZM260 244H251L252 246H254L255 247V245H257L258 247L257 248H259V246H260ZM145 245V246H146ZM170 245V244H169ZM195 245V244H194ZM264 245V244H263ZM148 246V245H147ZM159 246V245H158ZM163 246H164V242H163ZM191 246V245H190ZM199 246V245H198ZM218 246H220V245H218ZM217 246V247H218ZM141 247V246H140ZM153 247V246H152ZM154 247H156V246H154ZM169 247V246H168ZM196 246H194V248H195ZM149 248V247H148ZM244 248V247H243ZM249 248V247H248ZM250 248H252V247H250ZM261 248V247H260ZM140 250H141V248H139ZM149 249H151V248H149ZM148 249V250H149ZM138 250V249H137ZM161 250V249H160ZM198 250V249H197ZM258 250V249H257ZM168 251H170V250H168ZM260 251V250H259ZM262 251V250H261ZM243 252V251H242ZM153 254V253H152ZM163 254H166V253H164L163 252ZM162 254V255H163ZM170 254H172V253H170ZM169 254V255H170ZM160 256H161V254H159ZM246 255H247V253H246ZM150 256V255H149ZM149 256H147V257H149ZM153 256V255H152ZM243 256V255H242ZM241 256V257H242ZM172 257H173V255H172ZM177 257V256H176ZM145 258V257H144ZM156 258V257H155ZM155 258L153 259V261H154V263L155 262H157V261H159L160 259L157 257L156 258V261H155ZM183 258V257H182ZM249 258V257H248ZM57 259V260H56ZM140 259V258H139ZM149 259V258H148ZM159 259V260H158ZM176 259V258H175ZM186 259V258H185ZM196 259V258H195ZM145 260V259H144ZM150 260H151V258H150ZM161 260H164V258H161ZM160 260V261H161ZM171 260V259H170ZM181 260V259H180ZM184 260V259H183ZM192 260V259H191ZM152 261V260H151ZM153 261L151 262L152 264H153ZM228 261V260H227ZM138 262V261H137ZM141 262V261H140ZM139 262V263H140ZM146 262V261H145ZM148 262H149V260H148ZM161 262H163V261H161ZM161 262H158V264L160 263L161 264ZM229 262V261H228ZM227 262V263H228ZM232 262V261H231ZM237 262V261H236ZM184 263V262H183ZM182 263V264H183ZM186 263V262H185ZM194 263H196V262H194ZM210 263V262H209ZM209 263H207V264H209ZM222 263V262H221ZM226 263V264H227ZM10 264H26V263H24L23 261H20V260H18V259H15V260H13V261H11L10 262ZM142 264V263H141ZM148 264V263H147ZM156 264V263H155ZM163 264H166V263H164L163 262ZM169 264V263H168ZM172 264V263H171ZM175 264V263H174ZM179 264H181V263H179ZM234 264V263H233ZM237 264V263H236ZM249 264V263H248ZM252 264V263H251ZM255 264V263H254Z\"/></svg>", "mask_w": 264, "mask_h": 264}]
</instances>
